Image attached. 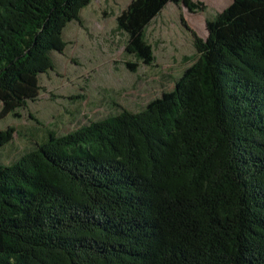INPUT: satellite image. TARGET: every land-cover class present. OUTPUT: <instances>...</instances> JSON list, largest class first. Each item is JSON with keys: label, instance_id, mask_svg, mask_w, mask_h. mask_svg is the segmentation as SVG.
Here are the masks:
<instances>
[{"label": "trees", "instance_id": "trees-1", "mask_svg": "<svg viewBox=\"0 0 264 264\" xmlns=\"http://www.w3.org/2000/svg\"><path fill=\"white\" fill-rule=\"evenodd\" d=\"M91 2L0 0V120L39 97ZM170 3L204 9L132 0L116 19L144 65V31ZM207 29L198 60L144 111L0 166V264H264V0H233ZM11 140L0 133V149Z\"/></svg>", "mask_w": 264, "mask_h": 264}, {"label": "rangeland", "instance_id": "rangeland-1", "mask_svg": "<svg viewBox=\"0 0 264 264\" xmlns=\"http://www.w3.org/2000/svg\"><path fill=\"white\" fill-rule=\"evenodd\" d=\"M131 1L92 0L80 13L81 23L67 25V47L51 53L54 69L39 76V97L0 120V133L12 135L0 149V166L13 165L51 135L62 137L123 111L140 113L171 92L199 58L195 35L207 40L208 22L233 2L194 0L204 6L195 13L168 4L144 31L154 56L147 66L127 53L128 37L116 30ZM127 63L136 64L135 71Z\"/></svg>", "mask_w": 264, "mask_h": 264}]
</instances>
